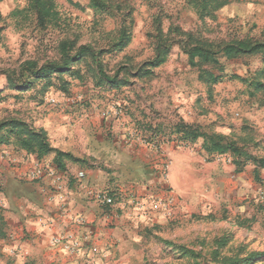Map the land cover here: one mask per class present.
I'll return each mask as SVG.
<instances>
[{
    "label": "rangeland",
    "instance_id": "1",
    "mask_svg": "<svg viewBox=\"0 0 264 264\" xmlns=\"http://www.w3.org/2000/svg\"><path fill=\"white\" fill-rule=\"evenodd\" d=\"M53 1L60 21L41 27L34 15H10L28 0H0V72L16 79L12 87L0 77V121L43 129L70 154L68 168L96 180V193L114 196V205L99 207L113 230L112 254L96 264H240L258 253L248 264H264V168L258 181L254 165L236 172L228 153L207 160L199 144L170 134L181 119L264 157V90L252 95L236 79L208 90L178 45L151 74L139 75L154 57L158 26L215 41L263 39L264 0H233L203 19L187 0ZM123 28L131 40L118 50L112 43ZM64 40L101 50L104 73L126 84H105L87 62L49 81H17L27 61H58ZM261 67L259 57H243L224 62L223 72L251 77ZM10 142L0 145V264H90L77 252L85 233H52L41 216L52 193L43 206L29 198L34 172L47 170L50 156L38 159ZM26 159L34 160L31 170L39 161L34 179L19 174ZM61 180L67 189L75 184L67 175Z\"/></svg>",
    "mask_w": 264,
    "mask_h": 264
},
{
    "label": "trees",
    "instance_id": "2",
    "mask_svg": "<svg viewBox=\"0 0 264 264\" xmlns=\"http://www.w3.org/2000/svg\"><path fill=\"white\" fill-rule=\"evenodd\" d=\"M230 1L233 0H187L201 19L214 18L215 12ZM10 15L23 17L34 15L37 24L41 27L56 25L60 21L59 11L53 0H28L24 8L14 9ZM172 33H176L175 36L172 37ZM262 36H264V30ZM154 38V57L145 62V68L141 69L140 77L148 76L152 73L153 68L165 63L172 47L178 45L187 56L188 63L197 69L198 79L206 84L208 90L225 79H236L243 82L248 86V91L252 95L264 90V81L260 80L264 74V38L245 35L229 40L215 41L200 38L190 32L173 29V27L167 32H163L160 26L157 27ZM130 40V29L123 28L114 39L112 47L121 50L128 45ZM59 55L58 61H48L42 65H38L34 61L25 62L20 68L21 78L17 81L23 85H30L33 81H49L53 75L59 76L70 70V67L87 62L92 70L100 76V81L105 84H113V87L126 84V81H117L116 77L104 73L100 59L101 50H95L91 45L75 46L74 41L64 40L59 44ZM243 57H259L262 67L257 69L251 77L224 74V62ZM1 76L4 77L8 85L15 87L13 85L16 83V79L11 74L0 72ZM170 134L174 136L171 140L199 144L207 160L228 153L236 172L243 171L249 164L254 165V177L258 181L260 180L259 170L264 168V157L256 156L245 145L238 144L236 140L229 139L221 133L205 131L200 126L186 123L181 119L172 125ZM10 141H13L18 149L34 155L38 159L53 155V162L60 169L64 168V161L71 157L70 154L53 147L43 129H36L15 118L0 121V145L12 143ZM179 248L188 252L186 248L181 246ZM261 255L262 253H258L253 258H251L252 255H246L238 263H251Z\"/></svg>",
    "mask_w": 264,
    "mask_h": 264
},
{
    "label": "crops",
    "instance_id": "3",
    "mask_svg": "<svg viewBox=\"0 0 264 264\" xmlns=\"http://www.w3.org/2000/svg\"><path fill=\"white\" fill-rule=\"evenodd\" d=\"M47 156H50V164L47 165V170L49 171L46 169L45 171H41L39 179H37L33 185H30L32 193L29 198L31 202L34 205L43 206L42 203L45 195L52 193V202L48 204L47 210H40V214L43 218L52 222V225L50 224L52 233L61 231L60 233L65 235L68 231H73L76 237L79 233L86 234V238L83 240L84 244L81 242L80 245H82V247L77 249L78 255L85 259V262L96 264L103 258L108 257V255L111 256L112 252L108 246H110V235L113 234V230L107 227L106 219H108V216L101 215L102 212H100L101 209L99 207L114 205V196L106 192L105 194L114 198V203L112 205L101 204L95 198L96 191H98L96 189L97 184L94 185V182H97L96 180H88L85 178V174L80 177L78 173H84L82 170L73 172L68 168V166H66V161L69 160V158L64 161V168L60 169L53 162V155ZM30 160L31 162L34 161L33 159L22 160V168L20 171L23 172L19 174L34 179L32 178V170L38 165L37 162L39 161L36 160L37 162L34 163L35 166H33L31 170L32 163ZM63 175H67V177H71L72 180L75 181V184L70 189L65 188L61 180ZM54 180L59 181L60 188L54 184ZM26 201H28L27 198ZM47 230L44 232L47 233V235L51 234V231L49 229ZM72 242L73 241H71V243ZM67 243H70V240H68Z\"/></svg>",
    "mask_w": 264,
    "mask_h": 264
},
{
    "label": "built area",
    "instance_id": "4",
    "mask_svg": "<svg viewBox=\"0 0 264 264\" xmlns=\"http://www.w3.org/2000/svg\"><path fill=\"white\" fill-rule=\"evenodd\" d=\"M78 175L82 177L84 175L83 172H79ZM34 176L40 177L41 176V171L38 169L34 172ZM54 184L60 188V184L58 180H54ZM95 198L103 205H112L114 203V198L108 194H101V193H96ZM80 220V218H79ZM71 244L76 245V242H72Z\"/></svg>",
    "mask_w": 264,
    "mask_h": 264
}]
</instances>
